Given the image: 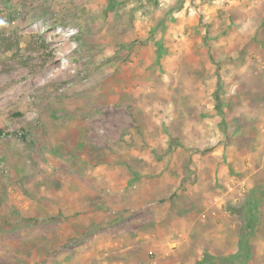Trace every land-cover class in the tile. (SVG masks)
Masks as SVG:
<instances>
[{"label":"rangeland","instance_id":"obj_1","mask_svg":"<svg viewBox=\"0 0 264 264\" xmlns=\"http://www.w3.org/2000/svg\"><path fill=\"white\" fill-rule=\"evenodd\" d=\"M0 131V264H264V0H0Z\"/></svg>","mask_w":264,"mask_h":264},{"label":"trees","instance_id":"obj_2","mask_svg":"<svg viewBox=\"0 0 264 264\" xmlns=\"http://www.w3.org/2000/svg\"><path fill=\"white\" fill-rule=\"evenodd\" d=\"M11 45L10 46H8V50H14V51H16L18 48H19V45H20V41L18 40V38L17 39H11L10 40V42H9ZM24 65L25 66H27V64L26 63H24ZM220 91V90H219ZM216 100H220V97H216ZM2 131H0V136H1V133Z\"/></svg>","mask_w":264,"mask_h":264}]
</instances>
